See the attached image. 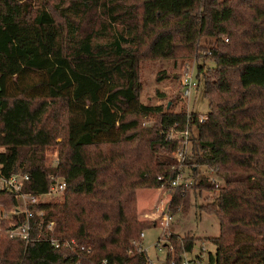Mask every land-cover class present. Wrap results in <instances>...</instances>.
<instances>
[{"label": "trees", "instance_id": "trees-1", "mask_svg": "<svg viewBox=\"0 0 264 264\" xmlns=\"http://www.w3.org/2000/svg\"><path fill=\"white\" fill-rule=\"evenodd\" d=\"M203 35L214 39L198 55L212 66H196L206 118L142 103L140 61L191 55ZM151 116L157 122L142 126ZM173 126L189 129L188 187L171 186L180 170V139L166 137ZM53 143L56 164L46 166ZM0 147L1 174H27L24 192L47 193L51 176L66 182L60 200L44 196L31 209L32 230L53 221L54 238L90 249L78 259L3 231L0 264H148L133 243L156 226L138 218L142 187L167 189L170 213L186 209L190 191H216L198 206L219 221L207 264H264V0H0ZM198 166L215 168L222 185L196 177ZM1 201L15 204L0 191ZM168 241L165 264L195 244Z\"/></svg>", "mask_w": 264, "mask_h": 264}, {"label": "rangeland", "instance_id": "rangeland-1", "mask_svg": "<svg viewBox=\"0 0 264 264\" xmlns=\"http://www.w3.org/2000/svg\"><path fill=\"white\" fill-rule=\"evenodd\" d=\"M214 39L203 35L198 42V48L193 54L181 56L179 53L177 56L169 58H143L139 63V78L141 83V89L139 93V100L148 105H162L166 108L167 104H171V110H179L183 107L186 112L196 110L200 112L199 115L208 111V104L206 98L202 96V84H200L190 95L189 98H183L181 96V79L188 67L191 74L196 76L197 63H201V59L198 55H208L209 48L213 45ZM203 68L212 66L213 62L210 59L203 61ZM202 78V75H201ZM13 77L11 82H14ZM197 83V81H196ZM16 86L12 85V90ZM156 116L143 118L141 121L142 126H151L157 122ZM180 133H177V138L180 139ZM57 138L56 141H60ZM59 144H51L46 147L44 151L45 164L51 166L56 164L57 150ZM189 149V146H188ZM2 150V147H0ZM215 168L207 166H198L196 177L207 178L211 176L214 180L212 183H217L218 186L222 185L220 175ZM211 174V175H209ZM194 176V177H195ZM182 177L186 180H190L191 184L193 177L188 169L183 171ZM190 184V185H191ZM189 185V186H190ZM216 187V186H215ZM142 187L136 191V203L138 218L143 221L155 222L154 227L142 230L144 237L141 239L142 246L146 250L148 259L153 261V264H165L167 261V250L169 251V242L166 239V235L174 234L181 237H193L195 244L193 251L187 253L188 258H193L196 253L200 251L203 246L205 252L203 254V261L207 264L208 252L214 251V244L211 242L212 237H216L219 234V221L215 215L207 214L198 209V206L205 204L215 196L216 191H209L204 189L202 192L190 191L189 204L186 209L179 208L175 213H170L171 219L168 221V226L161 224V212L167 210L168 202L170 200V192L165 188ZM59 195H52L51 200L60 198ZM57 197V198H56ZM161 238V246L156 247L155 244L158 238ZM171 252V251H170Z\"/></svg>", "mask_w": 264, "mask_h": 264}, {"label": "built area", "instance_id": "built-area-1", "mask_svg": "<svg viewBox=\"0 0 264 264\" xmlns=\"http://www.w3.org/2000/svg\"><path fill=\"white\" fill-rule=\"evenodd\" d=\"M225 41H227L226 38ZM181 85V96L183 98H189L192 92L197 88L195 77L193 74H191L188 67L186 68L185 73L181 79ZM205 118L206 115H199L200 121L204 120ZM177 133H180L182 135H180L179 146L173 152V155L179 163L180 170L178 171L175 179L171 181V186L177 187L182 184L184 187H188L191 184V181L189 179L186 180L184 179V177H182V167L189 143V129L186 127L184 130L180 131L173 126L166 132V137L169 140L176 139ZM51 179L53 180V182L50 185L48 192L40 195L23 191L24 182L28 180L27 174L15 173L10 176H4L0 172V191L15 200V204L12 207L8 208L5 206L4 201L0 202V233L4 231L6 234H8L9 237L20 238L25 243L43 241L48 242L53 248H59L61 246L69 249V251H71L76 256V258L80 259L81 257L79 251L85 250L84 247L79 246L74 239L61 240L58 238H54L52 236L54 227L53 221H50L45 225H42V223L39 221L35 226V229L32 230L33 227L30 218L33 214L31 209L40 202L42 197L59 195L64 191L66 184L64 179L58 176H51ZM209 179L210 181L214 182L211 176L209 177ZM215 186H218L217 183H215ZM160 216L161 224L167 227L168 221L171 219L168 208L166 211L163 210ZM4 222L8 223L5 228L2 227V224ZM33 231H35V233ZM165 236L167 239L170 234H165ZM139 237L141 239L144 237L143 231L140 232ZM161 242L163 243V241H161V238L159 237L155 246L160 247ZM133 243L139 246V251L146 252V250L142 246L141 241H133ZM167 248H169V251L173 252V248L170 244L169 246H167ZM85 251L89 252L90 249H87ZM204 252L205 249L203 246L200 248V251L194 255L193 258H188L187 253L183 252L181 254V262L179 264H205L203 261ZM76 264H81V262L78 260ZM90 264L108 263L106 259H102L99 262H93ZM148 264H153V261L149 259ZM169 264H175L174 260H170Z\"/></svg>", "mask_w": 264, "mask_h": 264}, {"label": "crops", "instance_id": "crops-1", "mask_svg": "<svg viewBox=\"0 0 264 264\" xmlns=\"http://www.w3.org/2000/svg\"><path fill=\"white\" fill-rule=\"evenodd\" d=\"M154 190H159V188H156V189H154ZM138 210V209H137ZM138 212H140V211H138Z\"/></svg>", "mask_w": 264, "mask_h": 264}]
</instances>
